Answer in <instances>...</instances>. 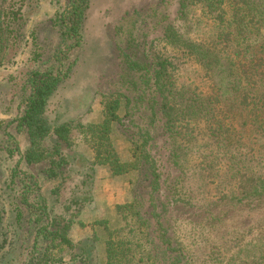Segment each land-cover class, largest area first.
I'll list each match as a JSON object with an SVG mask.
<instances>
[{"label":"rangeland","instance_id":"rangeland-1","mask_svg":"<svg viewBox=\"0 0 264 264\" xmlns=\"http://www.w3.org/2000/svg\"><path fill=\"white\" fill-rule=\"evenodd\" d=\"M249 1L221 0L219 10L211 12L199 0H91L84 43L67 54L68 60H76V63L70 77L50 99L46 112L49 120L52 124L101 123L105 94L121 93L133 97L143 90L146 104L153 93L147 87L142 88L141 72L133 67L139 58L166 63L169 77L179 89L191 88L202 96L211 95L212 79L199 59L185 47L171 43V38L165 32L170 29L179 40L204 46L222 60L230 58L235 65L239 61L242 63L239 55L246 62L243 54L245 47L238 46L235 39H231L239 24H247L253 32L260 34L256 37L259 44L251 49L261 50L258 47L264 44V12L258 7L263 4L256 0L252 7ZM64 4V0H0V14L3 10L7 12V8L20 6L27 23L21 30L24 39H16L17 44L13 49L15 56L0 67V208L3 214L0 225V264H105V240L92 241L94 229L84 234L79 226L69 232L76 249L63 252L62 263L53 261L59 256L58 251H53L52 254L56 256L53 260L44 257L46 244L40 242L35 245L36 226L29 221L28 211L21 204L20 185L10 182L11 172L20 155L15 151L9 156L3 150L4 123L11 122L17 115L22 90L27 88L29 72L59 64L57 58L64 59V54L59 53L58 30L50 21ZM12 38H15L14 34H11ZM126 103L122 98L118 114L123 120L114 124L110 136L124 163L131 162L134 154L131 143L134 132L130 131L132 128L125 117ZM208 125L203 121L181 123L170 137V143L179 146L185 158V189L203 188L207 199L225 205L231 202L230 192H227L231 185L223 183L217 189V183L219 185V178L227 168V160L217 157L212 165L201 157V152L209 149L212 138ZM14 126L12 124L9 127L11 132ZM85 136L78 131L73 132V146L66 154L73 155L75 162L69 159L70 165L66 167L62 181L46 180L42 170L48 166L44 164L29 167L22 162L19 166L23 170L20 175L24 178L25 174L35 176L40 191L38 194V188H33L36 196H40L39 201L45 198L54 204L56 213L64 211L56 206L59 204L57 200H60V207L66 202L73 206L68 214L74 212L78 202L79 207H82L80 218L85 224L92 227L96 220H107L119 226L122 220L114 207L130 203L134 190L141 195L140 199L145 200L147 196L143 192V178L136 172L113 176L108 168L92 165L90 134ZM153 136L155 147L152 148V155H156L158 165L163 168L164 164L159 159L162 151L157 153L156 150L164 145L165 139L156 133ZM16 137L21 151H25L29 147L27 135ZM46 144L51 145V141H46ZM76 158L80 163L76 162ZM59 184L60 199L52 194ZM217 210H222L226 215V223L207 228H215L210 234L208 230L203 231L201 225L188 222V212L177 214L179 217L174 219L176 237L189 247L188 251L194 256L193 264H244L239 262L243 259L245 264H264V249L261 247L262 244L264 246V200L260 204L234 208L219 206ZM193 220L200 222L197 217ZM222 244L226 246L223 249L219 248ZM82 250L85 253L79 255Z\"/></svg>","mask_w":264,"mask_h":264},{"label":"trees","instance_id":"trees-1","mask_svg":"<svg viewBox=\"0 0 264 264\" xmlns=\"http://www.w3.org/2000/svg\"><path fill=\"white\" fill-rule=\"evenodd\" d=\"M64 1L62 9L50 18L58 30L61 46L59 53L64 54V59L57 58L59 64L29 72L27 88L22 90L17 115L11 122L4 123L6 125L3 129V150L9 156L15 151L20 155L15 166L19 172L15 168L12 170L10 182L20 185L21 204L28 211L29 221L36 226L35 245L40 242L46 244L44 257L47 260H53L56 257L53 251H58L60 254L53 261L62 263L63 252L76 249L69 233L73 225L79 223L85 226L79 220L82 207L76 202L78 207L68 214L73 206L66 202L60 207V200H57L59 204L56 206L64 211L56 213L54 204L49 200L41 198L39 201L40 196H36L33 190H39L38 181L33 175L25 174V178L22 177L20 163L29 167L47 165L48 168L42 170L46 180L62 181L66 167L70 165L69 161L72 159L75 162V157L66 153L73 146V132L78 131L84 138L90 134L92 165L108 168L113 176L136 172L145 184V200L140 199L141 195L134 190L130 203L115 205L114 209L122 220L121 225H112L107 220H96L92 225V241L105 240V264H193L194 256L188 251L189 247L176 237L174 219L179 217L177 214L188 212L187 221L201 225L205 231L226 223V215L222 210H217L219 206L234 208L260 204L264 200V44L258 47L261 50L251 49L259 44L256 37L260 34L253 32L247 24H239L233 31L231 39H235L238 46L245 47L243 54L246 57L245 62L239 55L242 63L239 61L235 65L230 58L222 60L204 46L179 40L168 29L165 35L171 38V43L185 47L199 59L212 79L211 95L202 96L191 88L179 89L174 80L170 79L166 63L139 58L133 67L141 72L142 88L147 87L153 93L146 104L143 90L133 97L121 93L105 94L103 122L86 125L70 122L52 124L46 113L47 108L60 85L70 77L76 63V60L69 61L67 54L84 43L91 4V0ZM199 1L211 12H215L219 10L221 0ZM255 1H249L252 7ZM257 2H262L263 5L258 7L264 12V0ZM26 25L20 6L7 8V12L3 10L0 14V67L15 56L13 49L17 44L16 39H24L21 30ZM11 34L15 38L11 39ZM122 98L127 102L125 117L132 128L130 131L134 132L131 136L133 160L127 163L119 158L110 137L114 124L123 120L118 114ZM197 121L209 124L212 133L209 149L201 152L204 162L213 165L217 157L227 160V168L219 178V185L217 183V189L223 183L231 185V189L227 190L231 202L225 205L207 199L203 188L185 189V158L180 147L170 143V137L178 130L179 124ZM12 124L15 125L13 132L9 129ZM153 133L165 139L164 145L156 150L157 153L162 151L159 159L164 164L163 168L158 165L156 155H152V148L155 147ZM20 134H26L29 140V147L23 152L16 140ZM48 140L51 145H45ZM173 175L175 178L172 179ZM60 186L52 191L58 199ZM196 217L200 222L193 220ZM2 220L0 208V225ZM214 229L208 230V234L213 233ZM225 247L222 244L219 248ZM261 247L264 249L263 244ZM82 253L85 252L82 250L79 255ZM239 262L245 264L244 259Z\"/></svg>","mask_w":264,"mask_h":264},{"label":"crops","instance_id":"crops-1","mask_svg":"<svg viewBox=\"0 0 264 264\" xmlns=\"http://www.w3.org/2000/svg\"><path fill=\"white\" fill-rule=\"evenodd\" d=\"M79 220L82 221L85 224V221L81 220V218H79ZM77 226H79V228L81 229V231H83L84 234L86 232H89L91 230V225H89L87 223L85 224V227H84L85 229H83V227H81V225L79 223L74 224L73 227H72V229H74V227L76 228ZM88 228H89V230H88Z\"/></svg>","mask_w":264,"mask_h":264}]
</instances>
